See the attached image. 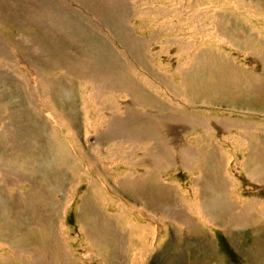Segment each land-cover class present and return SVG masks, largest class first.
<instances>
[{
	"label": "rangeland",
	"instance_id": "1",
	"mask_svg": "<svg viewBox=\"0 0 264 264\" xmlns=\"http://www.w3.org/2000/svg\"><path fill=\"white\" fill-rule=\"evenodd\" d=\"M262 175L264 0H0V264H264Z\"/></svg>",
	"mask_w": 264,
	"mask_h": 264
},
{
	"label": "bare ground",
	"instance_id": "2",
	"mask_svg": "<svg viewBox=\"0 0 264 264\" xmlns=\"http://www.w3.org/2000/svg\"><path fill=\"white\" fill-rule=\"evenodd\" d=\"M123 10H124V9H123ZM113 24H114V23H113ZM111 28H113V27H111ZM110 31H111V30H110ZM102 44H103V43H102ZM142 46H143V45H142ZM217 63H218V62H217ZM185 73H187V72H185ZM211 76H212V75H211ZM218 77H219V76H218ZM95 78H96V77H95ZM121 79H122V78H121ZM127 79H128V78H127ZM118 80H119V79H118ZM118 80H117V82H119ZM129 80H131V79H129ZM124 81H125V80H124ZM130 82H131V81H130ZM130 82H129V83H130ZM104 84H105V83H104ZM217 84H218V83H217ZM127 85H128V84H127ZM129 85H130V84H129ZM209 85H210V84H209ZM212 85H213V84H212ZM222 85H223V84H222ZM206 86H207V85H206ZM214 86H216V84H214ZM228 86H229V84H228ZM124 87H125V86H124ZM222 87H223V86H221V88H222ZM131 88H132V87H131ZM256 88H257V87H256ZM222 89H223V88H222ZM137 90H138V89H137ZM139 90H140V89H139ZM55 91H56V90H55ZM133 91H134V90H133ZM175 91H177V90H175ZM260 91H261V90H260ZM57 92H58V91H57ZM177 92H178V91H177ZM254 92H255V91H254ZM212 93H213V92H212ZM138 94H139V93H138ZM135 95H136V94H135ZM135 95H134V96H135ZM143 95H144V94H143ZM136 97H137V96H136ZM141 97H142V96H141ZM138 98H139V96H138ZM145 98H146V97H145ZM190 98H191V97H190ZM84 100H85V99H84ZM192 105H194V104H192ZM116 116H117V115H116ZM113 117H114V116H113ZM15 119H16V118H15ZM66 119H67V118H66ZM103 119H104V118H103ZM189 121H190V120H189ZM101 122H102V120H101ZM210 122H211V121H210ZM178 123H179V122H178ZM191 123H192V122H191ZM101 124H102V123H101ZM197 126H199V125H197ZM186 127H187V126H186ZM10 128H11V127H10ZM169 128H170V127H169ZM193 128H194V127H193ZM191 129H192V128H191ZM172 130H173V129H172ZM189 130H190V129H189ZM196 130H197V129H196ZM190 131H191V130H190ZM192 131H193V130H192ZM197 131H198V130H197ZM11 133H12V132H11ZM170 133H171V132H170ZM17 135H18V134H17ZM17 135H16V136H17ZM168 135H169V134H168ZM184 136H185V135H184ZM181 137H182V136H181ZM139 139H140V138H139ZM159 139H160V138H159ZM137 140H138V139H137ZM152 140H153V139H152ZM196 140H197V139H196ZM138 141H139V140H138ZM202 141H203V140H202ZM15 143H16V142H15ZM204 144H205V143H204ZM9 145H10V144H9ZM113 146H114V145H113ZM182 146H183V145H182ZM199 146H200V145H199ZM204 146H205V145H204ZM156 147H157V145H156ZM170 147H171V146H170ZM180 147H181V146H180ZM207 147H208V146H207ZM207 147H206V148H207ZM152 148H153V147H152ZM154 148H155V147H154ZM159 148H160V147H159ZM174 148H175V147H174ZM201 148H202V150H204L202 146H201ZM206 148H205V150H206ZM186 149H187V148H186ZM202 150H200V151H202ZM173 151H174V150H173ZM186 151H187V150H186ZM198 151H199V150H198ZM200 151H199V152H200ZM206 151H207V150H206ZM199 152H198V153H199ZM143 153H144V152H143ZM165 154H166V153H165ZM186 154H187V153H186ZM206 154H207V153H206ZM159 155H160V154H159ZM262 155H263V154H260V155H256V154H254V157H255V158H258V157H261ZM142 156H143V155H142ZM142 156H141V157H142ZM200 156H201V155H200ZM146 157H147V156H146ZM262 157H263V156H262ZM150 158H151V157H150ZM140 159H141V158H140ZM153 159H155V158H153ZM169 159H170V158H169ZM157 160H159V159H157ZM130 161H131V160H130ZM143 161H144V160H143ZM146 161H147V160H146ZM186 161H187V160H186ZM158 162H159V161H158ZM163 162H164V161H163ZM167 162H168V161H167ZM172 162H173V161H172ZM183 162H184V161H183ZM138 163H139V162H138ZM170 163H171V162H170ZM197 163H198V162H197ZM162 164H163V163H162ZM165 164H166V163H165ZM168 164H169V163H168ZM168 164H167V165H168ZM171 164H172V163H171ZM153 165L155 166V164H153ZM159 165H160V164H159ZM167 165H166V166H167ZM169 165H170V164H169ZM134 166H135V165H134ZM146 166H147V165H146ZM163 166H164V165H163ZM168 167H169V166H168ZM121 169H122V168H121ZM149 169H151V168H149ZM130 172H132V170H131ZM128 173H129V172H128ZM135 173H136V172H135ZM150 173H151V172H150ZM155 173H156V172H155ZM257 173H259V172H257ZM153 174H154V173H153ZM262 174H263V173H262ZM148 175H149V174H148ZM142 176H143V175H142ZM144 176H145V175H144ZM254 177L257 178V175H256V176L254 175ZM260 177H261V176H260ZM262 177H264V176L262 175ZM148 178H149V177H148ZM148 178H147V180H150V179H148ZM252 178H253V175H252ZM136 179H137V178H136ZM258 179H259V178H258ZM121 181H122V180H121ZM124 182H126V180H125ZM129 182H131V181H129ZM134 182H135V181H134ZM143 182H144V181H143ZM151 182H152V181H151ZM202 182H203V181H202ZM262 182H263V181H262ZM117 183H118V182H117ZM197 183H198V182H197ZM133 184H134V183H132V185H133ZM141 184H142V183H141ZM148 184H149V183H148ZM202 184H203V183H202ZM133 186H134V185H133ZM146 186H147V185H146ZM146 186H145V187H146ZM15 187H16V186H15ZM140 187H142V186H140ZM142 188H143V187H142ZM142 188H141V189H142ZM145 189H146V188H145ZM143 190H144V189H143ZM204 191H205V190H204ZM9 192H10V191H9ZM152 193H153V192H152ZM212 193H213V192H212ZM157 195H158V194H157ZM202 195H203V194H202ZM163 196H164V195H163ZM204 197H205V195H204ZM206 197H207V195H206ZM206 197H205V199H208V198H206ZM151 199H153V196H152ZM153 200H154V199H153ZM167 200H168V199H167ZM197 201H198V200H197ZM203 201H204V200H203ZM61 202H62V201H61ZM206 202H208V201H206ZM206 202L204 201V203H206ZM154 203H155V201H154ZM204 203H203V204H204ZM190 204H191V203H190ZM196 204H197V203H196ZM198 204H199V203H198ZM206 204H207V203H206ZM194 205H195V204H194ZM40 206H41V205H40ZM168 206H169V205H168ZM169 207H170V206H169ZM192 207H193V206H192ZM210 207H211V206H210ZM207 208H208V207H207ZM97 209H98V208H97ZM97 209H96V211H97ZM171 209H172V208H171ZM193 211H194V210H193ZM195 211H196V210H195ZM207 211H208V210H207ZM88 212H89V211H88ZM121 212H122V211H121ZM198 212H199V211H198ZM91 213H93V212H91ZM117 213H118V212H117ZM211 213H212V212H211ZM235 213H236V212H235ZM209 214H210V212H209ZM214 214H215V213H214ZM189 215H190V214H189ZM205 215H206V214H205ZM211 215H212V214H211ZM87 216H88V215H87ZM96 216H97V215H96ZM196 216H197V215H196ZM207 216H208V215H207ZM216 216H217V215H216ZM217 217H218V216H217ZM194 218H195V217H194ZM213 218H214V217H213ZM182 219H184V218L182 217ZM214 219H216V218H214ZM45 220H46V219H45ZM185 220H187V219H185ZM185 220H184V221H185ZM245 220H246V219H245ZM218 221H219V220H218ZM189 223H190V222H189ZM213 223H214V222H213ZM94 224H95V222H94ZM96 224H97V223H96ZM90 226H91V225H90ZM193 226H194V225H193ZM76 227H77V226H76ZM93 227H94V226H93ZM96 227H98V226H96ZM198 227H199V226H198ZM94 228H95V227H94ZM102 228H103V227H102ZM38 229H39V228H38ZM95 229L97 230V228H95ZM98 229H99V228H98ZM132 229H133V228H132ZM132 229H131V230H132ZM188 229H189V228H188ZM106 230H107V229H106ZM116 230H118V229H116ZM90 232H91V231H90ZM102 232H103V231H102ZM143 232H144V231H143ZM141 234H142V233H141ZM144 234H145V233H144ZM153 235H154V234H153ZM139 236H140V235H139ZM99 237H100V235H99ZM104 237H105V235H104ZM101 238H102V237H101ZM98 239H99V238H98ZM106 239H107V238H106ZM143 239H144V237H143ZM103 240H105V239H103ZM125 241H126V240H125ZM124 243H125V242H124ZM60 247H61V246H60ZM145 247H146V246H145ZM45 249H46V248H45ZM62 250H63V249H62ZM60 252H61V251H60ZM142 253H143V252H142ZM32 254H33V253H32ZM35 254H36V253H35ZM40 255H41V254H40ZM49 258H50V257H49ZM46 261H47V260H46ZM143 261H144V260H143Z\"/></svg>",
	"mask_w": 264,
	"mask_h": 264
}]
</instances>
